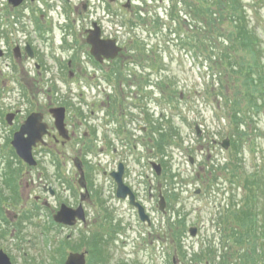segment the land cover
I'll return each instance as SVG.
<instances>
[{"label":"rangeland","instance_id":"obj_1","mask_svg":"<svg viewBox=\"0 0 264 264\" xmlns=\"http://www.w3.org/2000/svg\"><path fill=\"white\" fill-rule=\"evenodd\" d=\"M92 1L101 5L100 0ZM242 2L248 8L251 25L260 32L256 51L240 48L236 37L229 35L233 25L226 19L224 8L233 0L221 3L222 17L218 15L221 21L216 29L208 23L209 0H111L107 17H103V8L97 9L106 35L116 38L122 48L110 64L87 54L92 46L88 49L84 28L94 19L93 11H82L76 23L71 21L76 15L68 18L67 11L58 16L67 20L55 28L66 23L67 32L73 29L68 37L60 28L39 43L30 37L40 52L46 50L39 56L44 68H36L26 58L18 62L12 50L10 58L2 60V144L10 129L5 114L19 109L16 121H21L32 109H47L49 97L54 104H72V112L87 117L98 108L93 103L108 101L109 96L114 129L120 118L127 117L125 101L142 96L147 103L142 118L129 119L132 130L105 135L106 142L98 141L82 160L93 182V197L84 200L85 222L78 221L72 227L54 222L52 213L62 204L81 201L80 184L66 177L74 171L71 160L72 165L62 170L59 154L37 153L43 164L28 178L33 180V194H44L45 179L53 183L58 194L49 199L48 206H37L35 197L28 198L30 191L19 184L15 200L5 199L8 197L4 195V201L0 199V248L11 256L12 264H65L74 251H87V264H202L192 261L191 254H201L210 246L220 260L223 245L236 249L227 254L235 264H264V84L256 87L262 95L253 98L243 82L247 77L236 71L242 60L257 59L261 68L251 75L255 80L262 76L264 81V0ZM196 7L201 9L197 11ZM0 14L5 18L11 15L9 8L1 4ZM25 21L14 25L16 32L13 24L4 31V40L11 42L12 48L29 38L27 31L34 34V24ZM212 33L214 38L210 37ZM212 47L232 53L234 60L223 56V64L215 63ZM70 59L79 63L69 67ZM71 71L75 78L70 76ZM235 99L240 102L237 117ZM86 125H79L77 140L81 141ZM144 125L149 126L148 130L139 128ZM228 137L231 145L225 149L221 142ZM106 143L109 148L102 153L101 145ZM79 147L75 141L65 150L74 156ZM152 161L161 164L160 174ZM120 162L125 163L126 182L146 207L151 224L141 220L128 200L117 197L116 182L105 174ZM251 180L254 182L250 185ZM197 189H201L198 194ZM161 193L167 203L165 212L159 208ZM235 206L243 209L237 224L244 240L239 242L225 231L234 221ZM251 207L255 217L252 234L249 231L253 225L245 214ZM226 209L231 212L227 221ZM194 226L198 232L192 236L190 229ZM95 237L102 238L98 246L101 252L92 251Z\"/></svg>","mask_w":264,"mask_h":264},{"label":"flooded vegetation","instance_id":"obj_2","mask_svg":"<svg viewBox=\"0 0 264 264\" xmlns=\"http://www.w3.org/2000/svg\"><path fill=\"white\" fill-rule=\"evenodd\" d=\"M101 1V7L96 2L94 5V1L92 0H24L23 3L19 4V6L14 5L9 0H0L1 5H6L7 8L10 10L9 17L5 18L4 16H1L0 14V38L3 37V43H0V64L2 60L9 59L11 55V50L14 53V56L18 62H23V60L30 59L34 62L36 68H44V63L41 56H43V52L46 50H42V52L39 51L38 47H36V43H39L38 41L44 38H47L48 34L52 31V33H56V30H59V28L62 30L64 29L66 37L71 35V31L73 29L70 28V30L67 32L68 27L65 25L66 23H63L60 27L55 28L56 25L61 24V22H65L67 20V17H64V19H60L58 16L61 14H64V11H67L68 18H70V14L76 15L74 18L71 19L74 23L78 20V15L82 13V11L91 12L95 14L94 19L90 21V25L88 27L84 28V32L86 34V41L88 43V37L91 33V30H96L95 32H98L100 34L101 39H109L111 36L106 35V29L103 25L102 19L98 16V10L100 8H103V17H107L109 15L110 10V4L111 0H100ZM132 1V0H131ZM21 11L24 13L21 14ZM57 14V15H56ZM4 19H8V22H4ZM24 19L26 24L32 23L34 24V30L32 31L34 36L27 31V38L24 40V43L21 44L19 42L15 43L14 47L11 45V42H6L4 40V31L9 26V24H13V31L16 32L17 28L14 27L18 26V22H24ZM72 22V23H73ZM25 24V23H24ZM52 29V30H51ZM54 29V31H53ZM29 35V36H28ZM30 37H32L36 42L34 43L32 40H30ZM84 37V36H83ZM89 44V43H88ZM74 46V44H73ZM88 49L91 48V45H87ZM87 54L90 57L91 49L88 50ZM40 56V57H39ZM93 56V55H92ZM93 58L100 63L109 62L111 63V58L100 55L98 58L93 56ZM79 63L77 61L69 60L68 66L71 67L75 64ZM95 61L93 62V64ZM111 68V67H109ZM70 76L72 78H75L76 75L71 71ZM73 95L75 92L72 93ZM106 101V102H105ZM81 103V102H80ZM127 107V117L120 118L121 120L117 123L118 128L114 129L113 123L115 122L113 119H111V102L110 97L108 96L107 100H102V102H96L93 103L98 108L95 110H91L90 116H84L82 117V114H77L76 112H72V104H68L67 102L54 104L51 97H49V100L47 101V109L45 107H39L32 109L24 119L21 121H16L17 115L19 114L20 110L16 109L15 111H9L5 114V120L8 123L10 129H9V135H7L5 140V143L2 144L1 137H0V163L3 160V168L0 170V177L2 179V186H0V199L4 201V197H8L5 199H12L15 200L16 197L19 195V184L21 187L24 184L25 187L30 191L29 197H35V200L38 204L42 207H46L49 205V199H55L57 197L58 189L53 187V183L49 182L48 180H44L42 183V189H43V195L36 194L34 195L32 192L33 187V180L32 178L28 180L29 177H32V172L34 168L39 167L42 163L41 160L37 157V153H48L53 156H56V154H59V161L61 163V169L65 170V168L68 166V164H74L72 165V169L74 170L72 173V176H66L70 178L73 182H78L80 184V198L81 201L78 202V204H72L68 205L69 207L76 209L80 205L84 206V200L87 197L88 199H92V185L93 182L88 178L87 171L85 167H83V159L84 157H87L86 155L91 153L93 149L96 147L98 141H102L103 143L106 142L105 135H108V137L115 133L116 131L118 133H125L126 131H130L133 128V125L131 124V121L129 119L133 118H140L143 117V115L146 113V107L147 103L145 102L144 98L140 96L139 98L131 97L130 101H125ZM124 103V104H125ZM58 109L60 113V119L62 120L59 122V125L57 124V117L55 116L54 110ZM36 113L37 116V128H39L42 131V139L38 141L35 145L32 147L33 155L36 159L35 165L31 164L22 158L19 157L17 153V149L15 145L13 144V140L15 138V135L17 132H19L26 122V120L29 118L31 114ZM113 114H115L113 112ZM62 115V117H61ZM80 117H79V116ZM132 117V118H129ZM81 118L85 119V121H82ZM18 122V123H17ZM89 122V123H88ZM17 123V124H16ZM87 124L85 130L83 133L80 134V137L82 138L81 141L77 140L78 134H79V125ZM148 125L139 126L142 130H148ZM1 131V129H0ZM35 131V130H34ZM103 136V139L101 137ZM108 142L111 146V140L110 138H107ZM75 141L80 144V147L77 150V154L74 156H69L65 150V147L69 144H75ZM63 148V150H62ZM109 148V144H103L101 145V152L107 151ZM116 151V149H115ZM3 153V154H2ZM109 153V152H108ZM71 160V161H70ZM70 161V162H69ZM121 163V162H120ZM119 163V164H120ZM119 164L116 168H114L112 171L110 170L108 173V176L113 178L112 173L117 171L119 168ZM65 168H64V167ZM64 168V169H63ZM125 169L127 170V167L125 165ZM20 170V171H19ZM92 173V172H91ZM21 176V177H20ZM79 176V178H78ZM128 172L124 171V178L127 179ZM20 177V178H19ZM24 179V181H22ZM22 179V180H21ZM56 181V179H54ZM59 180H61L59 178ZM23 182V183H22ZM115 182V180H114ZM56 183V182H55ZM4 195V197H3ZM75 194L73 193V196ZM28 203V201H27ZM31 205L30 210L32 211L34 207ZM51 205V204H50ZM63 205V204H62ZM61 205V206H62ZM60 206V207H61ZM85 209V208H84ZM29 208L27 207L26 213L28 214ZM58 209H56V212ZM55 211L52 213V217H54ZM17 216V215H16Z\"/></svg>","mask_w":264,"mask_h":264},{"label":"trees","instance_id":"obj_3","mask_svg":"<svg viewBox=\"0 0 264 264\" xmlns=\"http://www.w3.org/2000/svg\"><path fill=\"white\" fill-rule=\"evenodd\" d=\"M198 1L199 2H202V1L206 2V0H198ZM187 2H188V0H187ZM209 2H210V4L208 7V13H209L208 14V20H209L208 23L211 25V27H213V29H216L217 28L216 27L217 22L221 21V19H219V16L222 17V14H219V13L221 12V10L223 8L221 6L222 5L221 3L223 2V0H209ZM188 5H189V3H188ZM214 6L216 9L214 8ZM196 8H197V11H199L201 9V7L200 8L196 7ZM224 9H226V13H227L226 19L231 21L232 25H233V29H232L233 31H232V33L230 32L229 35L236 37L240 48L243 47L244 50L256 51L257 47L259 46L258 38L260 36V32H259V30L257 32L255 27L251 25V22L249 20V13H248L247 6L242 2V0H233V3H229V4L226 3ZM209 16H210V18H209ZM234 30H235V32H234ZM210 37L214 38L213 33L210 34ZM204 43H206V41ZM204 43H202V44H204ZM211 50L213 51L211 56H212L213 61H216L215 63L223 64V62H224L223 56H225V58H227V60H234V55L232 53H230L228 55L224 50L221 49V51H219V49H216L214 47H212ZM257 61H258L257 59H252L250 61L242 60L240 62V65H239L240 68L237 67L238 70H236L237 72L244 74L247 77V80H245L243 82H245V88L247 89V91L251 95V97L253 96V98H256L259 94L262 95L263 91H260V87L259 88H256V87L262 86L264 84V81L262 80V78H263L262 76H260L259 79L257 78V80H255V78L253 77L254 74L251 75L252 71L258 69L259 67L261 68V65ZM232 68H236V66H234V64H233ZM240 80L241 79H238L237 81L239 82ZM254 80H255V82L253 84L254 89L251 90V83ZM233 101H234V105H233L234 109L233 110L235 112V117H237V114L239 113L237 105L240 102L237 99H235ZM250 106H252V105H250ZM233 118H234V115H233ZM250 178L251 177L247 178L248 179L247 181H249ZM253 182L254 181L251 180V183H249V184L251 185ZM227 211H228V213L225 217L226 221H227V219H229V216L231 213V212H229L228 209H226V212ZM240 211H243V209L236 208V206H235V209H234L235 215H234V218H232V220H234L235 222L231 221L232 225L228 226V228L225 229V231L226 230L230 231V235L233 236L236 239L235 241H237V242L244 240L243 236L239 235L240 230L238 229V224H237V220L240 218L239 217ZM245 214L248 215V218L250 219V222L253 225V228H251L249 231V233L252 234L255 231V226H254L255 225V217L253 218L252 207L250 208V211L245 212ZM227 236H229V235H227ZM227 236L225 235L224 238ZM247 236H250V235H247ZM251 236H253V235H251ZM255 237H257V235ZM255 237H254V239H255ZM94 239H95L94 241L96 243V247H93L94 249L92 251H96V250L98 251V246L101 245L102 238L95 237ZM66 241L68 242L69 240L66 239ZM250 241L251 240L249 238L248 242H250ZM222 248H223V250H222L221 254L219 255L220 260H217V256L215 255V250L212 249L210 246H207L206 250L201 252V254H200V252H196V253L194 252L193 254H191L190 258L192 261H194L196 263L199 262L202 264H235L233 261H230L227 258L228 257L227 254H228L229 250L230 251L232 250V253H233L236 251V249L235 248L230 249L229 246H227V245H223ZM201 249H203V248H201ZM98 252H101V251H98ZM253 253H255V248H253ZM242 257H243V255H242ZM226 260H228L227 263H225Z\"/></svg>","mask_w":264,"mask_h":264},{"label":"water","instance_id":"obj_4","mask_svg":"<svg viewBox=\"0 0 264 264\" xmlns=\"http://www.w3.org/2000/svg\"><path fill=\"white\" fill-rule=\"evenodd\" d=\"M22 1L23 0H11V2H13L15 5H19ZM91 32L92 33L88 40L92 44V53L97 57L103 54L108 57L115 58L121 51L122 48L117 45L116 39L102 40L100 39L98 32H95V30H92ZM54 113L57 117V124L59 125V122L62 121L60 119L59 110H54ZM36 118V113L31 114L25 124L22 126L21 130L16 133L13 140V144L15 145L18 154L25 161L31 164H35L32 156V147L42 138V131L37 128ZM229 144V140L223 141V146L225 148H227ZM191 161L193 162V159ZM153 166L157 173L160 174L162 170L161 164L153 163ZM123 172L124 170L121 164L120 171L113 174L118 184L117 196L120 198H126L129 196L130 202L138 207L142 220L150 221L149 216L145 212L144 206L136 201L135 193L128 185L124 183ZM197 192H200V190H197ZM165 207L166 199L163 194H161L160 208L161 210H165ZM55 219L56 221L67 225H75L78 219L86 221L85 212L82 207H79L78 209H72L65 205H63L62 208L57 212ZM190 232L193 236H195L197 233V227H192ZM86 262V252H71L66 259L65 264H86ZM0 264H11L10 257L2 249L0 250Z\"/></svg>","mask_w":264,"mask_h":264}]
</instances>
